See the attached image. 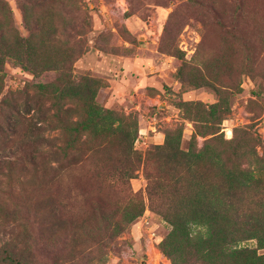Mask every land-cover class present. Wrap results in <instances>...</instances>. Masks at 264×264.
Here are the masks:
<instances>
[{"label": "rangeland", "instance_id": "1", "mask_svg": "<svg viewBox=\"0 0 264 264\" xmlns=\"http://www.w3.org/2000/svg\"><path fill=\"white\" fill-rule=\"evenodd\" d=\"M21 2L25 20L16 0H0V264L2 249L16 264H264L257 239L237 245L251 252L245 261L189 255L167 215L172 143L189 153L209 143L222 164L256 180L249 195L264 187V0ZM29 41L35 49L18 43ZM14 99L20 135L4 126ZM102 110L113 115L85 131L83 163L48 156L50 140L61 134L56 145L68 147L71 129ZM34 126L43 142L32 167L21 134ZM49 165L58 171L53 188ZM103 199L101 220L92 202ZM98 224L119 229L100 249Z\"/></svg>", "mask_w": 264, "mask_h": 264}, {"label": "trees", "instance_id": "2", "mask_svg": "<svg viewBox=\"0 0 264 264\" xmlns=\"http://www.w3.org/2000/svg\"><path fill=\"white\" fill-rule=\"evenodd\" d=\"M16 2L25 20L27 18V4L21 2V0H16ZM27 40L29 39L22 41L26 43ZM18 43L23 50L25 48L35 49L34 46L29 45L30 41L28 44ZM40 99L41 96H35L32 103H38ZM29 103L31 104L26 97L23 101L26 113L31 110ZM35 103L32 105L39 109ZM8 109L9 112L3 115L6 123L4 126L9 132L12 131V133L20 135L18 133L19 129H17V121L23 119V117L20 115L17 100H12L8 104ZM208 113L211 116H215L216 106L210 105ZM112 115L109 111L102 110L96 117L82 124H76L71 129L69 146L66 148L56 145V142H59L62 138L61 134L53 138L48 142L50 149L48 156L54 158V162H57V156H62L67 163L71 162V165L76 164L72 162L78 156H81L77 164L83 163L82 155L86 152L87 147L86 139L82 140L85 131L90 128L100 127L104 124L105 119ZM25 125L28 126V122ZM1 132L3 134V130ZM28 132L30 136L21 134L22 139H26L22 147L30 151L23 152L25 153V158L28 159V163L34 167L38 157H36L34 150H31L35 148L34 145H40L43 139L39 136L40 128L36 126L31 129L29 127ZM32 138L34 139L32 140ZM123 138L124 141H127L128 135L123 134ZM210 150L211 144L207 143L197 152H182L179 150L178 144L172 143V214L167 213L172 219V232L175 233L174 237H178V234L179 237L184 238L188 254L193 255V257H196L199 251H203L206 257H211L208 258L210 261L225 259L245 261L250 257L251 252L248 249L237 247L239 243L257 239L264 247V187L261 192L249 195V190L254 189L252 185L256 180L248 174H245L247 179L242 178L240 171L233 169L228 163L225 164L224 161L223 164L221 163L219 159L222 158V155L219 158L216 155H212ZM123 152L125 153L123 158H131L134 163L138 161L139 156L135 152L126 148ZM201 162L204 163L202 170H200ZM214 167L217 169L214 170ZM47 168L49 170V181L47 183L51 184L50 188L56 187L55 181L59 179L58 171L56 167L51 165ZM211 176L212 178H210ZM125 177L131 179V176ZM98 185L111 192L117 191L113 181L108 182L100 179ZM155 186V183L148 185V196L152 203L156 195ZM125 192L130 199H136V194L130 195L129 187H127ZM258 194L260 195L259 198H257ZM92 203L96 205L95 213L97 219H106V201L103 199ZM140 212L141 208L139 207L137 215L135 214L134 217H138ZM93 230L96 233L94 234L93 231V242L100 249L105 247L103 240L119 229L114 226L110 230L103 229L101 231L98 224L93 227ZM95 235L99 237L95 238ZM168 253L171 255L170 252ZM173 255H177V251H173L172 247ZM1 257L3 263L16 264V261L6 249H2ZM261 257V259L264 258V256ZM254 258L256 259V257Z\"/></svg>", "mask_w": 264, "mask_h": 264}]
</instances>
